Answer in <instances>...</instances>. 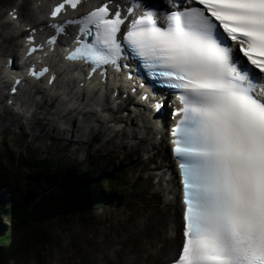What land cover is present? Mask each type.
<instances>
[{"label":"snow or ice","instance_id":"6c2138e0","mask_svg":"<svg viewBox=\"0 0 264 264\" xmlns=\"http://www.w3.org/2000/svg\"><path fill=\"white\" fill-rule=\"evenodd\" d=\"M81 3L62 0L51 17ZM110 3L66 22L81 34L66 59L90 63L93 73L119 70L127 49L153 80L176 90L171 144L185 209L173 264H264V0H168L175 10L167 13L132 0L127 13L141 12L122 38L128 16Z\"/></svg>","mask_w":264,"mask_h":264},{"label":"rangeland","instance_id":"374dc122","mask_svg":"<svg viewBox=\"0 0 264 264\" xmlns=\"http://www.w3.org/2000/svg\"><path fill=\"white\" fill-rule=\"evenodd\" d=\"M17 1L21 2L22 0ZM17 1L0 0V17L2 19L8 18L7 9L13 6V2L15 4ZM15 49L17 50V48ZM13 58L16 62V57ZM4 61L5 57L2 58L1 64ZM9 116L6 115L7 118L3 121L6 125L5 130L0 128V159L7 163L8 169L5 171L9 173L11 178L15 177L14 174L18 175L23 172L22 165L7 161L9 155L16 162L19 151L20 155L25 153L30 155L31 160L32 158L41 160L46 156L56 168L58 166L56 160H59L62 166L68 168L69 172L66 176L78 174L96 160H99L100 163L110 161L116 165L121 164L125 172L120 177L118 185L111 184L104 193H96L95 195V203L102 201L101 194L108 200L107 196L111 192L116 194L118 199L110 200L112 203L104 204L103 208L85 210L74 217L56 218L55 221L47 223L45 226L50 230L52 229L53 243L49 246L35 245L30 251H20L14 259L9 260L8 264H163L168 260H161L163 257L159 255V253L164 255L166 252L164 258L168 257L169 250L166 239L162 242L156 238H152L150 243L145 241V237L153 236L158 232L161 235L163 233L168 235L170 231H168L170 229L168 228L169 224L166 225L162 217L160 219L153 218L154 212L160 205L158 201L159 191L162 193L163 200H169V198L167 193H163L161 190L157 192L156 197H152L151 191L158 187L156 184L158 175L149 177L148 174L152 170L147 168L159 163L165 165L169 163L168 160L161 161L162 154L168 155L167 137L164 138L165 142L163 141L161 153L155 156L154 161H149L143 147H139L138 152L130 148L136 139H125L128 146L122 148H113L110 143L99 147L100 143L98 142H101V139L99 140L94 135L86 138L87 134H85L82 136L85 138L84 141H79L78 135L75 133L63 134L60 130V134H54L50 126H47L46 131L42 132L35 130V128L30 130L28 125H22V129H15V125L9 121ZM56 127H58L57 124ZM6 139L10 140L12 154L4 142ZM137 156L140 159H137ZM137 160L142 163L137 162ZM27 162L30 163L31 161L28 160ZM17 163L20 162L17 161ZM144 163L145 166L143 167ZM0 169H2L1 166ZM157 171H161L163 173L162 178L166 179L163 166L161 170ZM42 176L44 185L60 179L58 173ZM29 180L32 183L40 182V178L24 176V179H20V188L16 189L17 192L21 191ZM166 213L168 214L167 210ZM172 215L173 212L170 216ZM1 216L6 219L4 215ZM177 219L180 227V209L177 211ZM174 221H176V216H174ZM150 223H152L151 227ZM45 226L39 227L41 231L46 228ZM111 237L115 238L114 241L116 240L113 249L118 250L117 252L110 250L108 246ZM97 240L101 242L96 243ZM175 242H177L176 239H174ZM156 244L157 246H155ZM179 244L180 240L176 246ZM161 245L163 247L160 252ZM155 247L159 250H156ZM177 249L174 251L173 257L176 255ZM0 261L2 260L0 259Z\"/></svg>","mask_w":264,"mask_h":264},{"label":"bare ground","instance_id":"6f19581e","mask_svg":"<svg viewBox=\"0 0 264 264\" xmlns=\"http://www.w3.org/2000/svg\"><path fill=\"white\" fill-rule=\"evenodd\" d=\"M12 1L13 0H11V2ZM49 1L50 0H22L21 2L17 1L15 4L13 2V6L9 7L6 12L8 13L13 7H16L20 13L21 21H10L9 19H2L0 17L1 130H5L6 128V125L3 123L5 118H7L6 115H10L9 121L15 125V129H22V125H28L30 130L35 128V130L42 132L46 131L47 126H50L54 134H60V130L63 134L75 133L78 135L77 139L79 141H84L85 138L82 136L85 134H87L86 138L90 135H94L99 138V140L101 139V142H98L100 143L98 145L99 147H103L106 143H110L113 148H122L127 145L126 140L128 138L136 139V141H133V145H131L130 148L135 149L136 152L139 151V147H143L144 151L151 150V152H147L146 155H148L149 161H154L155 156L160 154L163 149V137H167L168 127L173 123V120L169 119L167 116L163 121L164 126H158L157 123L161 121L151 118L148 108L146 106H140L143 103H140L134 96L128 95L124 97L122 95V93L125 92L124 89L119 91L116 97H112L111 94L115 85L119 88H124V84L119 80H116L114 83H105L103 87L96 83H85L83 85L80 83L81 78L79 76L80 71L78 65L64 64L60 54L56 53L46 57L51 63V67L57 73V79L51 86L46 84V78L39 81H26L18 95H8L9 87L3 86L8 82L10 74L5 63L9 56H18L15 48L20 47L23 37L26 35V32L21 31L20 27L26 24L44 26L45 20H43V15L45 14V7ZM96 1L99 2L101 0ZM31 4H33V6ZM32 11H34L35 14L32 13ZM39 20L41 21L38 22ZM23 22H25V24H22ZM3 57H5V61L1 65ZM13 64L16 65V68H19V61L13 62ZM4 67L7 69H3ZM108 88L112 89L107 90ZM4 90L7 92L5 93ZM9 98L12 100L11 105H7L6 102ZM132 103H135L136 109L139 111L138 114L133 113L131 110L128 111L126 108V106L128 107V105ZM160 117V115H156V119ZM56 124L59 129L56 127ZM158 134H161L160 140H158V138L154 140L155 136ZM137 159H140L139 156H137ZM166 160H172L170 153L168 155H161V161L165 162ZM137 162L142 163L140 160H137ZM144 166L145 163L143 164V167ZM162 166L165 168V174L168 173L166 179L162 178L163 173L161 171H157L161 170ZM147 168L152 170V172L148 174L149 177L158 175L156 181L158 187L151 191L152 197H156L157 192L161 190L163 193H167V197L169 198V200H163L162 193L159 191L160 197L158 201L160 205L157 211L154 212L153 218L160 219V217H162L165 224H169L168 228L170 229H168V231H170L168 234L169 236L165 233L161 235V233L158 232L153 236L145 237V241L146 243H150L152 238H156V240H161L162 242L166 239L169 250L167 258H170L175 253L174 251L177 248L176 244L179 242V239H181V235L178 231L179 222L177 219V211L180 208L178 200L180 191L175 180V169L172 166L166 167L163 163L148 166ZM166 210L168 214L170 213L169 215L166 213ZM172 212L173 215L170 216ZM174 216H176V221H174ZM151 224L152 223H150V227ZM149 235L151 234L149 233ZM114 239V237H111L108 246L110 250L117 252L118 250L113 249L116 242ZM174 239H176L177 242L174 243ZM98 242L101 241L97 240L96 243ZM155 246H157V244ZM162 247L163 245L160 246V252ZM155 249L159 250L157 247H155ZM159 255H162L163 258L161 260H163L165 259L164 256L166 252L164 255L162 253H159Z\"/></svg>","mask_w":264,"mask_h":264},{"label":"trees","instance_id":"16d2710c","mask_svg":"<svg viewBox=\"0 0 264 264\" xmlns=\"http://www.w3.org/2000/svg\"><path fill=\"white\" fill-rule=\"evenodd\" d=\"M4 142L12 154L10 140L6 139ZM19 152L17 161L20 163L15 162L9 155L8 160L6 159L23 166V172L14 174L13 178L5 171L8 169L7 163L0 159V214L6 217L10 226V229L0 236V264H8L18 252L30 251L35 245H51L52 229L45 225L56 218L74 217L85 210L103 208L104 204L112 203L110 200L118 199V196L111 192L107 196L108 200L101 194L102 201L95 203L96 193H104L111 184L118 185L125 172L121 164L116 165L110 161L100 163L96 160L78 174L66 176L68 168L62 166L59 160H56V168L45 155L41 160H31L30 155H20ZM28 160L31 162L28 163ZM54 173H58L60 179L44 185L42 175ZM24 176L40 178V182L32 183L29 180L24 188L17 192L20 179H24ZM40 226L46 228L41 231ZM24 232L25 234H22Z\"/></svg>","mask_w":264,"mask_h":264},{"label":"water","instance_id":"95a60500","mask_svg":"<svg viewBox=\"0 0 264 264\" xmlns=\"http://www.w3.org/2000/svg\"><path fill=\"white\" fill-rule=\"evenodd\" d=\"M10 229L7 220L0 215V236Z\"/></svg>","mask_w":264,"mask_h":264}]
</instances>
